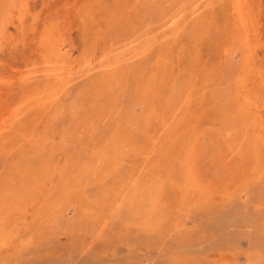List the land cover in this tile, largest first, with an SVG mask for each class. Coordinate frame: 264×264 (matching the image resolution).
<instances>
[{"label": "rangeland", "instance_id": "rangeland-1", "mask_svg": "<svg viewBox=\"0 0 264 264\" xmlns=\"http://www.w3.org/2000/svg\"><path fill=\"white\" fill-rule=\"evenodd\" d=\"M0 264H264V0H0Z\"/></svg>", "mask_w": 264, "mask_h": 264}]
</instances>
